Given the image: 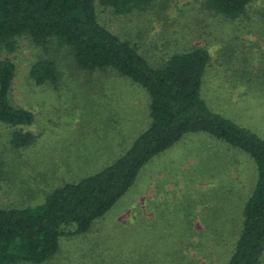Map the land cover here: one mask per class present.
<instances>
[{
    "label": "rangeland",
    "instance_id": "obj_1",
    "mask_svg": "<svg viewBox=\"0 0 264 264\" xmlns=\"http://www.w3.org/2000/svg\"><path fill=\"white\" fill-rule=\"evenodd\" d=\"M203 3L151 0L148 10L128 16L95 5L100 25L137 44L154 67L172 51L207 49L212 61L201 97L211 111L264 140V69L220 72L216 59L225 43L231 52L236 37L247 41L243 47L251 42L243 28L205 11ZM5 58L16 64L9 100L30 111L34 122L16 128L0 123L1 208L43 204L54 190L112 165L150 126L144 88L112 69H80L70 49L57 42L44 47L21 37L17 51L0 60ZM39 60L55 63L56 84L29 79ZM15 131L35 139L15 148ZM257 181L249 154L207 133L185 135L141 169L93 230L63 237L58 253L44 264H228Z\"/></svg>",
    "mask_w": 264,
    "mask_h": 264
},
{
    "label": "trees",
    "instance_id": "obj_2",
    "mask_svg": "<svg viewBox=\"0 0 264 264\" xmlns=\"http://www.w3.org/2000/svg\"><path fill=\"white\" fill-rule=\"evenodd\" d=\"M128 16L149 9L151 0H0V57L18 49L27 37L38 46L57 42L70 49L77 66L88 72L112 69L144 88L150 97L149 128L132 147L101 172L54 190L36 207H0V264H44L60 249L63 237L87 234L135 183L141 169L188 134L207 133L254 160L258 181L244 208L243 228L228 264H261L264 254V140L250 130L214 113L201 97L210 52L202 47L170 52L154 67L137 44L123 41L101 26L95 2ZM205 11L243 28V37L226 43L216 62L220 72H260L264 69V0H204ZM255 23V25L251 24ZM251 25L253 26L251 28ZM228 50V52H226ZM158 62V64H159ZM16 64L0 60V123L31 126L34 115L9 100ZM36 85L56 84L58 70L51 60L30 69ZM31 133L15 131L12 145L24 148ZM0 164V182L3 176Z\"/></svg>",
    "mask_w": 264,
    "mask_h": 264
}]
</instances>
